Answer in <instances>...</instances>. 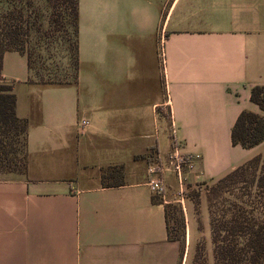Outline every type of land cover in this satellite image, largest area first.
<instances>
[{
	"label": "crops",
	"instance_id": "0c3cea01",
	"mask_svg": "<svg viewBox=\"0 0 264 264\" xmlns=\"http://www.w3.org/2000/svg\"><path fill=\"white\" fill-rule=\"evenodd\" d=\"M78 60L75 83L42 85L24 54H3L27 159L24 174L0 178V264H189L168 234L176 178L153 195L146 167L168 153L171 122L183 152L200 155L185 188L264 157V140L231 142L241 111L264 117L250 99L264 86V0H78ZM114 165L123 184L103 186ZM205 227L213 264L207 215Z\"/></svg>",
	"mask_w": 264,
	"mask_h": 264
},
{
	"label": "trees",
	"instance_id": "16d2710c",
	"mask_svg": "<svg viewBox=\"0 0 264 264\" xmlns=\"http://www.w3.org/2000/svg\"><path fill=\"white\" fill-rule=\"evenodd\" d=\"M62 31L67 34L65 41L59 37ZM63 45L68 50L72 81H66L69 72L59 70V66L54 71L48 67L54 63L47 60H52ZM9 50L26 56L29 82L75 83L79 67L78 0H0V74L3 54ZM250 99L264 111V86H253ZM15 105L12 85L0 82V173L26 172L27 120L16 115ZM263 140L264 117L241 111L231 129L232 144L249 148ZM101 182L103 186L123 184L124 166L104 168ZM206 193L213 264H264V157L256 155L235 167L215 180ZM191 200L198 214L199 193H193ZM153 201L162 202L156 196ZM171 206L164 205L168 222ZM168 234L175 240L169 227Z\"/></svg>",
	"mask_w": 264,
	"mask_h": 264
},
{
	"label": "rangeland",
	"instance_id": "374dc122",
	"mask_svg": "<svg viewBox=\"0 0 264 264\" xmlns=\"http://www.w3.org/2000/svg\"><path fill=\"white\" fill-rule=\"evenodd\" d=\"M11 2V0H7ZM32 11V8H31ZM33 15V14H32ZM60 39L65 41L67 38V34L65 32H60ZM64 43V42H63ZM52 54V52H51ZM53 55V54H52ZM47 56V55H46ZM53 57V56H52ZM67 58H68V50L63 45L62 49L57 50L55 57L48 59L47 62L54 63L48 65V67L54 71L56 67L59 66V70H64L65 72H69V80L72 81V70H68L67 67ZM54 59V60H53ZM57 64V65H55ZM14 173H0V178L2 177H11L14 176ZM214 183H200L192 188H186L187 199H185L184 207L179 203H172V206L168 209L169 214V228L171 231V237L184 245V252L186 251L187 258L189 264H208L209 260V241L207 240V227H205V217L207 215L209 219V213L207 210V197L206 192L207 189ZM199 193L200 203H199V213H195L193 208V201L191 200V196L193 193ZM157 198H160L157 196ZM190 203L192 206L191 212L188 215V219H185L183 214V208H187V203ZM175 205V206H173ZM193 227V235L190 233V242H189V250L186 247V231L187 229H191ZM210 228V227H209ZM191 232V231H190ZM211 239V237H210ZM185 241V243H184ZM211 244V248H212Z\"/></svg>",
	"mask_w": 264,
	"mask_h": 264
},
{
	"label": "built area",
	"instance_id": "2783aa9c",
	"mask_svg": "<svg viewBox=\"0 0 264 264\" xmlns=\"http://www.w3.org/2000/svg\"><path fill=\"white\" fill-rule=\"evenodd\" d=\"M160 41L159 56L163 64L165 62V54L162 39ZM86 123V120L80 121L81 125H85ZM170 124V149L165 156H157L153 161L148 163L146 167V184L153 195L163 196L167 191L165 175L172 173L177 182L175 201L183 206L186 198L184 175L187 170H193L197 167L200 155L183 152L182 141L176 135L175 125L172 122Z\"/></svg>",
	"mask_w": 264,
	"mask_h": 264
}]
</instances>
